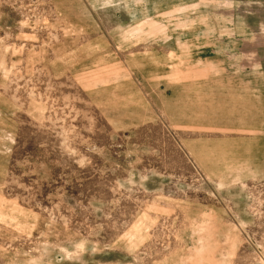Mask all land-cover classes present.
Returning a JSON list of instances; mask_svg holds the SVG:
<instances>
[{"label": "rangeland", "instance_id": "374dc122", "mask_svg": "<svg viewBox=\"0 0 264 264\" xmlns=\"http://www.w3.org/2000/svg\"><path fill=\"white\" fill-rule=\"evenodd\" d=\"M0 264H264V0H0Z\"/></svg>", "mask_w": 264, "mask_h": 264}, {"label": "crops", "instance_id": "0c3cea01", "mask_svg": "<svg viewBox=\"0 0 264 264\" xmlns=\"http://www.w3.org/2000/svg\"><path fill=\"white\" fill-rule=\"evenodd\" d=\"M191 108H197V106H191Z\"/></svg>", "mask_w": 264, "mask_h": 264}]
</instances>
